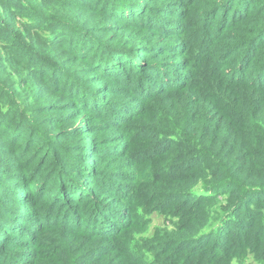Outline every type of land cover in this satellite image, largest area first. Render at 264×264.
<instances>
[{
    "label": "trees",
    "instance_id": "obj_1",
    "mask_svg": "<svg viewBox=\"0 0 264 264\" xmlns=\"http://www.w3.org/2000/svg\"><path fill=\"white\" fill-rule=\"evenodd\" d=\"M251 259L264 0H0V264Z\"/></svg>",
    "mask_w": 264,
    "mask_h": 264
},
{
    "label": "rangeland",
    "instance_id": "obj_2",
    "mask_svg": "<svg viewBox=\"0 0 264 264\" xmlns=\"http://www.w3.org/2000/svg\"><path fill=\"white\" fill-rule=\"evenodd\" d=\"M149 218H151V224H150V232L154 230L155 227L159 226L162 224V216H158L156 214L151 215ZM247 262L251 264H255L254 261L248 260Z\"/></svg>",
    "mask_w": 264,
    "mask_h": 264
}]
</instances>
